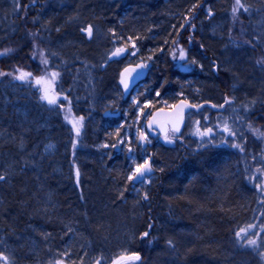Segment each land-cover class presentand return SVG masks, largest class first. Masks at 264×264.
I'll use <instances>...</instances> for the list:
<instances>
[{"label": "rangeland", "instance_id": "obj_1", "mask_svg": "<svg viewBox=\"0 0 264 264\" xmlns=\"http://www.w3.org/2000/svg\"><path fill=\"white\" fill-rule=\"evenodd\" d=\"M110 1L114 2L117 0H110ZM131 1L133 2L134 0H131ZM139 1H142V0H139ZM177 1L180 2L181 0L180 1L179 0H171V1L143 0L142 1L143 3L150 4V7L149 8L147 7L148 9H151L150 12L152 11L153 8H156V14L148 15L147 19L145 18L142 24H140L141 22H139L140 19L136 21V23L138 24L137 27H141L145 30L144 34L131 36L128 39H125L124 43H121V45H124L123 47L128 46L130 48L128 55H126L125 58L121 60L120 62L121 65L124 66L127 63H136L137 61H140V60L144 61L145 63L152 64L154 62H157L156 55L159 56L161 54H167V55L172 54L173 52L172 43L175 41V37L173 38L171 36L175 32L171 31V27H172L171 25H177L176 20L177 22H179V24H184L182 22H185V18H186L185 16L188 15V19H187L188 21L190 18V15L193 14L194 10L196 9L195 7H197V5H195L190 0L187 1L184 6L173 7L174 4L178 3ZM216 3L217 4L215 5L213 10H211V7L209 4H206L205 5L206 7L204 9L202 7L203 6V3H202V6H201L202 9H200V13L197 15V18H199L200 22L204 20V21H207L209 24L210 22L213 23L211 24L212 27H210V32H208V34H210V37H211V34L217 37L218 32L222 34L223 43H224L223 53L218 52L219 46L216 44H211L213 47L211 48L212 50L210 48L207 50L208 51L207 55L208 54L212 55V57L215 59L216 62H211L209 55L208 56L205 55V53L202 50L204 49L202 48L204 45L201 43L200 40L194 41L193 39H190V44L192 46L189 45V47L192 50L190 53H185L184 58L183 59L180 58V61L184 62V64L188 67L189 72H195V73L189 76L186 83H180L176 86L177 87L176 89L178 90L174 92V94H172L173 95L172 97H168L169 100L164 98V96L166 95L165 93L161 94V92H159L158 90H154L153 94L155 95L153 97L157 98L156 100H154L151 97V95L148 94L149 93L148 90L141 89L145 86L147 87L148 84L150 83L152 79V74H151L152 72H150V74L148 75V79L142 81L141 84L136 85L134 88L131 89V93H130L131 97L129 98V101L131 102L133 106H137V111L135 110V116L132 118L131 121H125L126 123L125 125L123 122L113 124L112 117L108 115L104 116L103 112H105L108 109H111V111L113 112L115 110V107L110 104L111 102L109 101L110 100L109 98L107 99L99 98V100H107L105 102H98L99 107H100L99 115L107 120V123H105L103 127L105 128L104 134L102 136H99V132L100 130L102 131V128L98 127L96 124L94 126L89 127L86 125V123L84 124L82 122V127L80 128L81 141L79 142V145H78L79 148H78V151L76 152V157L79 163H76V166H75L76 169L79 171V177H77L76 175L77 171L74 170L76 179L78 180L77 184L78 185L84 184L83 188L84 186H86L87 189L93 188V187H94L93 189H97L95 196L93 195L91 197L88 195L87 197V195H85L86 200H89V205L92 206V209H90V211H91V214L94 215L92 216L95 218L93 220L95 221V223L96 221L100 223H103V221H105L104 220L105 217L99 216L98 213L96 215V211L99 210V213H100V211H103L102 209H104L103 212H105V210L107 209L110 213L109 214L110 217H113L114 219L116 218L118 220L115 227L113 224L105 221L103 224V226L105 227L104 231L102 232L103 234H101L99 238L100 240H104V241L110 240L113 243L120 242L121 244H124L122 242L124 241V239L127 238L128 240H131V242L134 245L133 246L131 243V247L129 248L127 247V249L118 248L117 250H115L113 253L114 254L118 253V254L114 256L111 260L109 259L110 261H108L107 264H145L146 263V262L142 263L141 260L133 261V260L127 259L133 254H139V250L137 248L138 243L135 239V235L133 234V232L135 231V228H138L136 226V224H138V218L136 217H138L140 213V206L137 207L138 203L135 200H132L131 205H127L124 208L122 207L124 210V213L121 214V212H119L120 211L119 208L116 206L114 202H116L117 199H119L120 197H123L124 194L127 195L128 193L130 194L129 196H131V194L133 193L132 196H137L138 194H141L140 192L146 191L151 186V184L154 182L156 178V171L162 167V161H156L153 159L152 175L145 178L140 183H134L135 185L133 186L134 187L133 190L131 189L125 190L123 189V187H120V188L118 187L116 190V193L111 195L112 196L111 202L106 201L104 203L102 200V197L101 199L98 200V202H95V199H96L95 197L97 196L96 194L100 192L102 188L101 186L105 184L102 182H106L102 180L104 178L103 175L108 174L110 172V168H108V166L104 164L101 167V170L96 174L95 176L96 178L89 179V180L85 179V177H88V176H87V168H84L82 164L83 162L82 160H84L83 158L84 149L83 148L85 147L84 137L86 138V141H88L90 137H96L99 140V142L92 144L93 147L91 148L89 147L90 148L89 152L87 150V152L91 155H94L96 152L102 154L105 151L109 153L110 155L117 154L118 152L120 153L121 151L122 153H125V155L128 156L127 158L130 162L129 165L132 167L131 173H133L135 168L138 165H141L146 160V158L150 156L148 154H152L148 150V146L156 142V144H159V146H162V151H164L163 147L169 144L170 140L172 139L174 135H175L174 137H177V138H184L190 132V136L194 138L196 136L198 142L194 140L193 141L197 145L211 144L217 148L219 146L221 147V144L224 143V140L221 141V139L219 138L221 137L224 139V137L220 133H216L214 130V127L221 126L220 129H218V131L221 132L223 128H225V125L227 124L223 122L224 120L222 119H220V121L216 123L210 122L208 116L210 117V115L213 113L210 112L207 116L202 115V113L206 111H211L214 107L215 110L213 111L215 112L221 111L227 114V116H229V124L231 123V125L233 126L238 122L237 119H240L241 115L243 116L244 114H246L252 108V106L255 105L256 101H258V99L264 94V64L261 65V67H263L262 72L259 71L258 73L260 82H257V80H255L256 78L254 79L252 77V81L254 82L256 86L249 89L250 86L249 85L246 86L244 83L245 82L244 75L251 76L252 75L251 71L253 70L256 71L255 66H257V63H256L257 55H260L261 53L264 52V45L262 47V46L255 44L256 46H259V48H257L259 51H257L256 48L251 49V50L249 49L239 50L240 47L238 48V46L236 45V41H234L235 38L229 35L230 32L228 30V18H229V13H230L229 12L230 5H228V3L226 4L225 0H216ZM249 3L251 4L252 7H254L253 10H249V12L252 13L253 15L252 19L254 20V22L256 21L255 23V25L257 26L256 28L257 29L260 28L256 31L263 33L264 32V12L261 10H263L264 8V0H249ZM5 4H7L11 10L18 11L19 7H18L17 0H5L3 2H0V6L2 7V9H0L1 12ZM82 6H83L82 7L83 10L85 9V11L89 9V8H86L89 5L85 4ZM111 6H112V3H110V8ZM123 6H125V2L123 4H119L118 6H115L112 9H104L105 16L100 13L99 14L94 13L92 15L90 14L89 15L90 20L88 19L87 24L85 25L81 24V27H80L81 35H79V37L70 39V41H67V42H70V45L72 46V50L74 51L73 53H75L77 50L75 49V47H78L81 44V39L86 41L87 38L92 39L97 35L98 26H100L106 32H110V31L117 32L118 31V33L120 34L124 33L123 31L122 32L120 31L123 29L114 30L110 27V25L116 20L117 13L122 12L123 14L124 13L127 14V16L132 14L130 16L131 19L132 18L135 19L138 16H142L141 13L138 15L137 13L134 14L136 12L135 8L131 10H127V11L122 10ZM129 6H133V5L128 4L125 7L130 8ZM61 7L63 8V11H61ZM70 7H71L70 4L65 3V1H62V0H55V1L47 2L46 9L43 12L44 13L43 15L47 19H49L50 22L56 19L57 24H58V20L59 19L61 20L63 16L69 15L73 18L74 14H76L77 17L78 15H80L81 13L80 11L78 13V11H76V8L71 9ZM216 8L218 9V11ZM64 9L67 11H64ZM209 9L212 12L211 16L208 15ZM1 12H0V23L2 22ZM173 20L175 21V23H173ZM118 22H122V20L118 19ZM200 22L198 23L197 27H198L199 33L203 35L204 34L203 28L205 26H203ZM53 24H51L52 27H54ZM88 26L92 27V36L90 38L88 37L87 33L83 31V29L87 28ZM127 27L129 28V26ZM55 29L57 30L58 28L55 27ZM238 31H239L238 29L234 31V33L237 36H239ZM177 33L181 35V29ZM243 35H244V32H243ZM45 36L46 35L42 34L40 39L41 38L44 39ZM263 36L264 34L260 35V37H257V38L258 39L263 38ZM32 38L34 37L32 36ZM79 38L81 39L79 40ZM57 39H56L57 40L56 43L61 44L59 43L60 36H57ZM183 39H186V38L183 37ZM199 43H201L200 47L202 48V49L200 48V50L196 49L195 47ZM66 45L68 44L66 43ZM143 46H144V49H143ZM119 47L120 45L117 47V49ZM69 49H71V47L68 48L66 55H63L62 58H58V60L59 59L61 61L62 59L67 60L69 58L68 54H71L69 53ZM169 49L171 50L170 54H168ZM199 52H202L201 53L202 55L198 54ZM59 54H63V53H59ZM104 59L106 60V58ZM193 60L196 61V63H191V61ZM210 63L212 64L210 65ZM85 66H86L85 69L88 70L90 74H87V71H86L84 72L82 79H81V75H78L75 78V80H73L72 85L74 88H72V94L67 89H62L59 92L58 90L51 89L49 87L50 93L56 96V100H57L56 104L50 105L45 100L36 101L35 99H33V101L35 100L34 102L36 103H35V107L32 108V104L34 105L33 101H28V100L21 101L19 98H13L12 107H16L18 109V112H20V114L23 115L24 117L27 116L21 119L25 128L28 127L27 126L28 124H31L33 122L31 120L34 119V116H37L38 118H40V114L44 113L46 115V118H45V121L42 120V123L44 124L45 127H54V128L58 127L59 129L61 126H64L66 129H68L70 133H72L73 125L70 121L81 117V116H78V114L75 115V112L72 111V104H73V99L75 97L74 96L75 93L78 92L82 86L83 89H85V91L87 92L91 91V94L94 95L92 90L94 88L97 89V87L100 86L104 80L102 76L99 75V73L102 72V69L100 68V65H97V64L95 65V61L89 64L86 63ZM36 88L37 87L34 84H28L26 89L27 91L28 90L32 91L33 96L41 97V95L43 94V90H39ZM226 88L228 90L227 92H226ZM148 89L151 91L150 88ZM195 96L197 97L200 96L199 101H202V102H200L199 106L198 104H196L198 100H196L197 97L195 98ZM9 98L10 96H7L6 100L9 101ZM61 98H63L62 101H60ZM179 98H185L188 100H192L194 104L198 106V107H195L192 111H190L187 114V121H186L184 130L180 132L179 134H176L174 132H169L168 134H166L169 137L168 140L165 139L166 135L162 137L161 135H159V133H157L154 130H152L151 133H148L146 130V123H147L148 116L142 115V110L141 109L139 110L140 106L146 107L151 111L152 105L155 106V105L161 104L163 106H172V104L175 102L174 100H177ZM226 101H229V102L226 103ZM66 115L69 116L70 118L69 120L65 119ZM119 126H123V127L119 128ZM197 128L199 129L200 132H207V134L202 136V138H200V135L196 134ZM209 129H211V131H207ZM96 132H97V135H96ZM140 134L146 137V139H143L144 140L143 142H138L139 139H142L140 137ZM3 136L4 135L0 134V139L3 138ZM6 136L8 135L6 134ZM8 137L10 138V136ZM158 140L159 142L157 143ZM217 140L221 142L218 143ZM134 141L137 143H134ZM9 142L11 143V145H14L16 147L17 143L14 142V138L9 140ZM1 145L3 146H7V145L0 143V150L1 151L6 150V149H2ZM51 145L52 144L50 143L49 146L51 147ZM104 145H107V147H104ZM112 145H116V147H112ZM18 146H19L18 148L21 149V145H18ZM176 151H177V148H176ZM152 152L154 153V155L156 154V152L154 151ZM193 153L194 154L192 155L191 160L194 162L195 165L198 166V170H200L201 172L205 170H209V166H213L212 165L213 162H218V163L222 162V165H225V166H226L225 164L226 162L228 165L227 169H229L230 166H233V165L237 167V169L239 167L236 163L237 159H234L231 162L229 161L230 163H228V158L224 156V159H216L217 161H214V159L204 161L205 158H208V157H204L203 155L204 151L200 153H195V152ZM211 156L213 157V155ZM2 162L5 163L4 160ZM2 166L4 167L5 165H2ZM14 168L15 166H11L10 164V165L5 166L3 169H0V175H5L6 177L3 181H0V192L3 190L5 183L7 182L6 179L8 178V176H10L12 169ZM30 168L33 169L34 173L35 171H37L34 168V165H31ZM68 169L69 170L71 169V165L68 167ZM70 173L72 176L73 172L70 171ZM181 174L184 175L183 172ZM178 177H180V175H178ZM107 186L109 185L107 184L104 187H106V189L108 190ZM112 188L113 187H110L109 190H111ZM109 190H108V194H109ZM65 194L66 195H64L60 201L62 202V205L64 207L69 208V205L71 204V201H72L71 195L67 193ZM71 194L75 195L77 193L71 192ZM1 197L2 195L0 194V202H1ZM76 199H77V195H76ZM90 200H94L95 204L91 203L92 201L90 202ZM47 201H48L49 207L51 206L52 208L53 206V208L49 211V213L53 215L57 214L56 221H58L60 218L62 219V217L65 216V214L62 215V212H59V210L62 207L59 205H54L50 203L48 199ZM73 201L75 203L78 202V200L76 201L74 197H73ZM101 202L104 204L100 208L97 205ZM126 215H130V216H127L126 218L127 220L124 219ZM5 217H6L5 213L0 212V225L1 223L5 224V222L2 221V220H5ZM242 220L244 221L246 220V218L244 217ZM71 221L72 220L67 221V222L60 221L59 224L61 225H58V227H61L60 233L57 235V233L55 232H49L47 235H43L42 242L40 241L41 238H38L37 235L35 234L39 232L38 228L34 229L33 234L35 235L33 236L30 231L28 232L27 229L24 228V233H27V234H23L21 236L19 235L18 238L16 237L14 244L11 243L10 241L5 242V238L0 237L1 238V242H0L1 250L0 251L1 253H7V254H12V255L13 253L15 254L16 251H18L20 252V254L18 255V258L21 259L22 255L24 254L25 248H28V251L30 248L33 254H31L32 258H30L32 261L29 262L28 264H56L57 261H60L61 264H67L68 259L75 260L76 258V255L68 259L65 258V256L71 253V250L70 251H67V250L70 249L72 238H74L76 234L75 232H73L74 230L71 228L73 225L75 226L76 222H71ZM188 227L189 226L182 228L187 234L186 237L188 235H192L190 231L191 229H189ZM68 235H70L69 238H68ZM46 240L54 241L56 245L58 244L57 247L54 249L50 248V246H48L49 244L45 243ZM35 244L37 245V247L33 246ZM45 244H48V245H45ZM59 245H61L60 248H59ZM234 246H235L234 248L235 250L238 249V245L236 243ZM94 251L95 250H93V253L96 255L97 258L107 262L108 256H106L105 254L103 255L102 252L95 253ZM58 252H60L62 256H59V258H54L52 255ZM236 255H238L236 251H233V256L232 254H230L229 256L230 257L232 256L234 260L235 259L237 260L236 264L242 263V260L249 259L250 251H248V248L244 246L242 247V250H240V254H239L240 256L239 255L236 256ZM104 256H105V259L103 258ZM186 256H188L191 259V264H193V262L196 259L203 258L201 256H193V257H191V255H186ZM162 258L163 260H161ZM185 258L186 257H183V255L179 253L178 249L173 248V249L168 250V254L161 257V259H159L155 255L154 258H152L150 261L147 262V264H188L184 262ZM94 259H95L94 257H88L86 261L89 262ZM139 259H140V256H139ZM76 260L78 262H81L79 259H76ZM210 260L214 261L213 258H210ZM234 262L235 261H233V264ZM246 264H254V262L248 260ZM261 264H264V263L261 262Z\"/></svg>", "mask_w": 264, "mask_h": 264}, {"label": "bare ground", "instance_id": "obj_2", "mask_svg": "<svg viewBox=\"0 0 264 264\" xmlns=\"http://www.w3.org/2000/svg\"><path fill=\"white\" fill-rule=\"evenodd\" d=\"M3 1L5 0H0V2H3ZM31 1L32 3L27 8L28 11L30 10L29 13L31 15V19H33V21L41 27L39 33L41 34L42 32H44L46 36L44 37V39L41 38L40 40H36L32 38V36L30 35L28 36L25 35L23 36V40H22L20 34L16 33L13 30H10V27L12 26V22H14L12 20L13 10H11L10 7L7 4H5L4 5L5 7L3 6L2 12L0 11L1 17H2V22L0 23V41L3 42V44L0 46V49L2 50L8 49V47L10 46L9 42L12 43V45L16 48L17 57L20 55V57L24 58L25 60L29 59L28 61L32 64V67L36 72H39V73L44 72L48 74L50 71V73L52 72L59 73V76L56 79H60L61 83H63V86H65L64 89H67L71 94H72V88H74L72 85L73 80H75V78L78 75H81V79H82L84 72L86 71H87V74H90V72L85 69L86 68L85 64L86 63L89 64L95 61V65L96 64L100 65V68L102 69V72H100L99 75H101L104 80L102 84L97 87V89L94 88L92 90L94 95L91 94V91L89 92L85 91V89H83V87L81 86L80 90L76 92L74 95L75 97L73 99L74 103L72 104V111L75 112V115L78 114V116L83 117L84 118L83 123L84 124L86 123L87 126L91 127L96 124L98 127H101L102 131L100 130L99 136H102L104 134L105 128L103 127L105 123H107V120L99 115L100 107L98 103V102H105L107 100H99V98H102V99L109 98L110 99L109 101L111 102L110 104L113 105L116 109V112H118V116H113L112 114H109V111L111 109H108L105 112H103L104 116L108 115L112 117L113 124H117L119 122L131 121L132 118L135 116V110L137 111V106H133L131 104V102L125 97L124 93L122 92L120 88V75L124 67L127 64H125L124 66L121 65L120 64L121 61H116V60L111 59L110 55L114 48H117L119 45H121V43L125 42V39H128L129 37L134 36V35L144 34L145 30L143 28L136 27L137 23L135 22V19H138V20L140 19L139 22H141L140 24H142L143 20L145 18L147 19L148 15L156 14V8H153L152 11L150 12L151 9H148L150 7V4L143 3L142 2L143 0L142 1L134 0L137 4L134 1L132 2L131 0H124V1L117 0L114 2H111L110 0H62V1H65V3L70 4L71 9L76 8V11H78V13L80 11L81 13L80 15H78V17L76 16V14H74L73 18L69 15L63 16L61 20L60 19L58 20V24H57L56 19L50 22V20L47 19L43 15L44 14L43 12L46 9L47 2H51L55 0H31ZM167 1H171V0H167ZM187 1L189 0H181L180 2L177 1L178 3L174 4L173 7L184 6ZM190 1H192L195 5H197V7H195L196 9L193 8L195 9L193 14L190 15V18L188 21H187L188 15L185 16L186 17L185 22H182L184 24H179V22H177L176 20L177 25H171L172 26L171 31L176 33L180 29H182L183 26H186L185 23L194 22L191 28V31L193 32L194 35L190 36V39H193L194 41H197L195 39H200L201 43L204 45L203 50H206V51H203L205 54L209 48L210 49L213 48L211 44L218 45L219 46L218 52L223 53L224 43H223L222 34L218 32L217 37L212 34L210 37V34H208V32H210V27H212L211 24L213 23L210 22L209 24L207 21H204V20L200 22L199 18H197V15L200 13V9H202V7L205 9L206 4H209L211 7V10H213L215 5L217 4L216 0H190ZM225 1L226 3L232 2L231 0H225ZM18 2L20 3V0H17V3ZM124 2H125V6L128 4L133 5V6H129L130 8L123 6L122 10L127 11V10H131L135 8L136 12L134 14L137 13L138 15L141 13L142 16H138L137 18L133 19L134 21L131 22L130 20L132 19H129V17L127 18V14L124 13L120 15L122 16V18L121 19L119 18V19L122 20V22L114 21L110 25V27L114 30L123 29V30H120L121 32L122 31L124 32L121 34L118 33V31L117 32H112V31L106 32L104 29L98 26L97 28L98 33L94 38L92 39L87 38L86 41L79 38V40L81 39V44L78 47H75V49L77 50L75 53H73L74 51L72 50V46L70 45V42H67V41H70V39L79 37V35H81L80 34L81 24L82 25L87 24L88 19L90 20L89 15L90 14L92 15L94 13H98V14L100 13L105 16L104 9H112L115 6H118L119 4H123ZM202 2H203V6H202ZM110 3H112L111 8H110ZM85 4L89 5L88 7H86V8H89L87 11H85V9L83 10L82 8L83 7L82 5H85ZM0 9H2L1 6H0ZM61 11H63L62 7H61ZM64 11H67V10L64 9ZM239 18L241 20L242 26L245 25L243 28L244 29L243 38L240 42L236 44L238 48L240 47L239 50L241 49L251 50L254 48L257 49L259 48V46L263 47L264 37L259 38V39L257 37H260V35H263L264 32L260 33L256 31L260 28L258 29L256 28L257 27L255 25L256 21L254 22V20L252 19L253 18L252 13L250 12L248 14L241 13V17ZM199 22L203 26H205L203 28L204 29L203 35L199 33V30L197 27ZM173 23H175L174 20H173ZM51 24H53L54 27H52ZM229 25L230 24L228 21V29H229ZM127 26H129V28ZM55 27L58 29L56 30ZM13 34L15 36H13L12 38L11 35ZM10 36H11L10 38L11 40L8 39V37ZM57 36H60L59 43L61 44L56 43V41L58 40ZM7 41L9 42L7 43ZM33 41H35L38 44L37 56L35 58H33L31 55L33 51ZM247 41H251V44L246 43ZM66 43L68 45H66ZM255 44L259 46H256ZM67 46L68 48L71 47V49H69V53L71 54L73 53V54L72 55L68 54L69 58L66 56L68 58L67 60H64V59H62V61L60 59L58 60V58H62L63 55H66L68 51ZM143 49H144V46H143ZM39 50L44 51V55L48 60V63L46 65L41 63V58L39 56ZM257 51L259 50L257 49ZM59 53H63V54H59ZM201 53L202 52H199L198 54L202 55ZM261 57H264V52L261 53L260 55H257V61ZM104 58H106V60ZM173 63H174L173 64L174 67L170 71L168 70L167 74H164L162 78L160 77L152 78L148 86L147 87L145 86L142 88V90H145V89L148 90L149 91L148 94L151 95V97L154 100L157 99L153 97L155 95L153 94L154 90H158L159 92L162 91V93L166 94L164 98L169 100L168 97H172L173 96L172 94H174V92L178 90L176 89L177 88L176 86L180 83H186L187 79L189 78L188 75H191L187 72L185 73L184 69L182 70V67H180L179 61L174 60ZM154 64L155 63L151 64L153 65L151 67L152 68L151 72L154 71L156 68V65ZM175 64L179 66L175 67ZM211 64L212 63H210V65ZM261 65L262 64L257 63V66H255L256 67L255 69L257 72L254 70L251 71L252 73L251 76H248V75L247 76L244 75L245 77L243 76L245 85L250 86L249 89L256 86L254 82L252 81V77L254 79L256 78L255 80H257V82H260L258 73L259 71L262 72L263 70V67H261ZM170 72L172 73V76L174 77L173 80L175 79L176 81L175 85L170 80V77H169ZM194 73L195 72H193V74ZM160 84L164 86V87L161 86L163 90H161V88L157 86V85L160 86ZM148 88H150L151 91ZM32 93H33L32 91H29V90L27 91V89L25 90L23 88H20L16 83L8 82L7 84L4 82H0V134L4 135L3 138L0 139V143L4 145H7L9 143V137L6 136L7 134L6 129L8 125L11 124L10 127L14 126L16 128L23 129L25 131V132L23 131L25 138H30L32 146L34 148L36 147L35 149H33V147L30 148V150H28L27 152L25 151V149H20L19 151H11V150L1 151L0 150V169H3L5 166L11 164V166H15V168L12 169V172L10 176H8L6 181H16V183H20L24 179H26L29 184H32V185L34 184L38 188L41 187L40 183L46 182V181L48 182L54 181L55 183H58V184L64 183V181L67 183V180L72 178L68 167L70 166L71 161L77 160L76 155L72 154L74 150V146H73L74 137L77 133L74 128H73L72 133H70L68 129H66L64 126H61L59 129L58 127L57 128L45 127L44 124L42 123V120L45 121V118H46V115L44 113L40 114V118H38L37 116H34V119L31 120L33 122L31 124H28L27 125L28 127L25 128L21 119L27 116L24 117L23 115L20 114V112H18V109L16 107H12V100L13 98H19L21 101H24V100L33 101L35 97L32 95ZM7 96H10L9 101L6 100ZM196 97L197 96H195V98ZM261 97L263 98L264 94ZM261 97L258 99V101H256L255 105L260 102ZM199 99H200V96L196 98V100H198V102L196 103L198 104V106L200 105V102H202V101H199ZM35 103L36 102H34V105L32 104V108L35 107ZM255 105H253L252 108ZM160 106L161 105L159 104L155 106L152 105L151 111L146 107L140 106L139 110L140 109L142 110V115H149L153 111L157 110V108H159ZM224 116L225 115L223 113L216 112V115L211 114L210 117L208 116V118L210 122L216 123L218 122L219 119H222V117ZM243 116L241 115L240 119H237L238 125L242 123ZM255 129H259L262 132V130L258 127ZM96 135H97V132H96ZM252 135L254 138H252L251 143L249 144L250 146L249 152L252 155H254V150L261 148V153H260L261 155L264 150V140L262 139L263 137L258 136L255 133H253ZM219 139H221V141L224 140L221 137ZM183 140L188 146V154L181 155L178 153V150L177 151L175 150L172 154H169V155L167 154L165 159L162 160V166H164L165 169L171 168V171H169L168 175L166 177L165 176L163 177V188L165 191L172 192L173 190H172V187H170V184H174L175 182L178 183L180 181L179 179H182L183 177H187L188 181L194 180L193 181L194 184L196 182L205 183L203 173L200 170H198V166L195 165L194 162L191 160V157L194 154L193 152L200 153L204 151L203 153L204 157H208L205 159L203 158L204 161H207L210 159H223L224 156L226 155L231 161L234 159H237V162H236L237 165L242 166L239 155H237L236 152L233 150L232 143H226L224 145L225 147L219 146L218 148L211 144L197 145L193 141V139L190 137V132L183 138ZM240 140L243 146H245L250 141V138L241 136ZM217 141L218 143L221 142L219 140ZM97 142H99V140L96 137H90L88 141H86V138L84 137L85 147L83 148L84 149L83 151L84 160H82L83 161L82 164L84 168H87L88 177H85V179L87 180L96 178L95 177L96 174L101 170V167L104 164H106L108 168L116 171L117 173L118 171H122V169L119 167V165L121 164L120 160L113 162L112 155H110L106 151L103 152L102 154L96 152L94 155H91L88 153L89 149L93 147L92 144L97 143ZM138 142H140V140H138ZM50 143L52 144L51 147L49 146ZM134 143H137V142L134 141ZM254 145L256 146L255 148L253 147ZM118 154L122 155L121 160H124V159L127 160L128 171H126V176L124 177L117 175V174L111 175L109 173L103 175L104 178L102 180L106 182L101 181L102 183H105V184L103 185L101 184L102 186L100 185L102 187L100 192H104V188L106 189V187L104 186L108 184L109 188L113 187L111 190H109L108 188L109 190L108 195L110 198H112L111 196L112 194L116 193V190L119 185L125 188L126 190L127 189L133 190L134 188L133 186L135 185L134 183H140L138 181L135 182L133 180L128 179V177L132 175L131 173L132 167L129 165L130 162L127 158L128 156H126L125 153H122V151L120 153L118 152ZM72 155L74 157H72ZM211 155H213V157ZM37 157L45 159L48 162V166L43 165V172L36 173V174L33 173L34 175H28L26 177H23L20 175L15 176L16 174L21 173L26 167L28 166L31 167V165H33L34 162H36V159H38ZM70 158H72V160H70ZM3 160L5 161V163L2 162ZM173 164L176 165V167H178L176 173H175V168L171 166ZM2 165H5V166L3 167ZM160 171H162V168L156 171V178L154 182L151 184V186L146 191L140 192L141 194H138V195L136 194L137 196H132L133 195L132 193L130 197L124 194L123 197H120L119 199H117L116 202H114L116 206L123 204V202L126 199H132L138 203L137 207H139V205L141 204V201H140L141 196H144L145 193L148 194V192L154 187L155 182L160 177L159 175ZM182 172L184 173V175L181 174ZM178 175H180V177H178ZM208 182H210V180H208ZM67 185L69 189L70 185L69 184ZM93 188L88 189L89 190L88 195L91 197L97 191V189H93ZM108 190L106 189L107 192ZM251 201L252 202L249 205V208L247 211V214L249 216L255 213L258 209V204H257L256 199L251 200ZM61 207L64 208V206H61ZM7 209H8V206H6L5 201L1 198L0 212L2 213L4 212L6 217H5V220H2L3 222H5V224L1 223L0 225V237H4L5 242L10 241L11 243L14 244L16 237L18 238L19 235L21 236L27 233H24L23 227H20V226L18 227L19 224L15 222L16 219L15 218L12 219L11 216H9ZM140 211H141V207H140ZM49 215L48 213L43 214L41 218L39 219L37 226L41 224H44L46 226L51 224L50 226H53L52 218L56 215H51V216ZM127 216H130V215H126L125 219L127 218ZM244 217L247 218L246 215H244L243 218ZM71 219H73V217L67 215V221H70ZM195 221H196L195 218H193L191 220V223L185 221L183 223H180L177 226L172 227L171 230L176 231V236L171 237L168 235V233H166L168 235L166 237L168 238L166 241L167 242L166 244L156 241V237H153L152 239H150L149 246L152 249L156 250L155 255L159 259H161V257L167 254L168 249L177 248L180 250V247L178 246V242L176 241V238H180L182 237V235L186 236L187 235L186 232L184 230H181L182 227H186L188 226V224L192 226L193 224H195ZM104 222L105 221H103V223H100L96 221V226L92 225L91 227H85L83 230L78 229V227L80 226L77 227L76 224L75 226L73 225L71 227L74 230L73 232H75L76 234H75V237L72 238L70 249L67 250V251L71 250V253L65 256V258L68 259L75 255H76V258L75 260L68 259L67 264H107L108 261H110L114 256L118 254V253H115V254L113 253L115 250H117L118 248L127 249V247L128 248L131 247L132 242L131 240H128L127 238L124 239V241L122 242L124 244H121L120 242L113 243L110 240H106V241L100 240L99 237L101 234H103L102 232L104 231V228H105L103 226ZM107 222L114 225L117 221L115 222L114 220H111L110 222L109 221ZM180 226L182 227L180 228ZM188 228L191 229L190 231H192L191 227H188ZM51 230L52 229L48 227L43 228L42 230L40 229V231L37 232L36 235L38 238H41L40 241L42 242L43 235H47ZM165 231H167V229H165ZM52 232H55L58 235L60 233V230L52 231ZM195 235L196 234L193 233L189 239L193 240L195 238ZM69 237L70 235H68V238ZM169 241H171V244H169ZM0 242H1V238H0ZM45 243H48L49 245L48 244H45V245L50 246V248L52 249L56 248L58 245V244L56 245L54 241H50V240H46ZM155 245H157V248L155 247ZM33 246L37 247L36 244ZM60 246L61 245H59V248ZM137 248L140 251L138 246ZM93 250H95L94 251L95 253L102 252L103 255L105 254L106 256H108L107 262L97 258L96 255L93 253ZM19 254L20 252L18 251H16L15 254L13 253L14 258L11 260L10 264H28L29 262L32 261L30 258H32L31 254L33 253L31 252L30 248H29V251H28V248H25L24 254L22 255L21 259L18 258ZM52 256L54 258H59V256H62V254L58 252ZM88 257H94L95 259L87 262L86 260L88 259ZM103 258L105 259V256ZM76 259H79L82 263L78 262ZM207 259L211 263L209 256H207ZM161 260H163V258ZM248 260L254 262V264H261L259 257L255 254L251 255L249 259L242 260V263H238V264H246ZM236 261L234 262V264H236Z\"/></svg>", "mask_w": 264, "mask_h": 264}, {"label": "trees", "instance_id": "obj_3", "mask_svg": "<svg viewBox=\"0 0 264 264\" xmlns=\"http://www.w3.org/2000/svg\"><path fill=\"white\" fill-rule=\"evenodd\" d=\"M232 2H227L229 7V32L230 36L235 38L234 41H236V44L240 42L243 38V32H244V26L241 24V20L239 17H241V13L248 14V12H243L241 10L237 15L238 19L233 20L231 9L234 6L235 0H231ZM226 2V1H225ZM32 3L31 0H20V3L18 2L19 8L18 11H13L12 15V26L10 27V30L15 31L16 33L21 35V38L23 40V36H28L29 33H36L35 36H33L36 40H40L41 35H46L44 32L41 34L40 32V26L31 19V15L28 11V6ZM136 3V2H135ZM203 3V2H202ZM226 3V4H227ZM242 3L249 8V10H253L254 7L251 6L249 3V0H242ZM137 4V3H136ZM264 12L263 10H261ZM122 12L117 13L116 15V22H118V19L122 18ZM127 16V18L131 16ZM6 16V15H5ZM7 17V16H6ZM138 19H135V22ZM130 21H134L133 18ZM186 26H183L181 29V35H179L177 32L174 33L171 37H175V41L173 44V52L171 55L167 54H161L156 55L157 56V62H154L156 65V68L154 71H152V78H162L164 74H167L168 70L170 71L173 66V61H179L180 67H182V70L184 69V72L193 74V72H189L184 66V62L180 61V51L183 49L184 53H190L192 46L190 44V36H193V32L191 31L193 23H185ZM138 26V24H137ZM136 26V27H137ZM238 29L239 36H237L234 31ZM15 33V34H16ZM12 38L15 36L14 34L11 35ZM8 37V39L11 38ZM185 37L186 39H183ZM264 37V36H263ZM11 40V39H10ZM200 40V39H195ZM9 41H7L8 43ZM22 42V41H21ZM3 44L2 41H0V46ZM9 48L14 49L15 51L8 53L6 55H0V71L3 72H11L14 75H18L19 71L28 72L31 73L32 76L28 78L27 81H20L13 79V76H2L0 77V82L7 83L12 82L16 83L20 88H23L26 90L28 84H34L39 90H43L45 87H50L51 89H56L59 92L65 88L63 86V83H61L60 79H55L52 81L51 85L49 86L46 83L43 84H37L36 79L40 77H44L45 80H51L50 71L48 74L44 72H36L32 64L25 60L24 58H21L20 55L17 57L16 54V48L12 45V43L9 42ZM196 49L200 50V43L195 46ZM204 48V46L202 47ZM201 48V49H202ZM203 50V49H202ZM206 51V50H203ZM0 52H3L2 49H0ZM171 50L169 49L168 54H170ZM208 51L205 55H207ZM209 55V54H208ZM207 55V56H208ZM169 56V57H168ZM172 57V58H171ZM170 58V59H169ZM209 58L211 62H216L215 59L212 57V55H209ZM182 63V64H181ZM182 65V66H181ZM153 66V65H152ZM179 66L175 64V67ZM152 70V68H151ZM224 75V74H222ZM190 76V75H188ZM37 77V78H36ZM170 80L174 85L176 84L175 79L173 80L172 73L169 74ZM148 79V77L146 78ZM145 79V80H146ZM229 81V80H228ZM170 82V81H169ZM159 88L162 89V84L157 85ZM162 86V87H161ZM226 88V92H227ZM162 93V91H161ZM33 95V93H32ZM36 101H40V97L34 96ZM62 101V100H60ZM74 103V101H73ZM262 108V109H261ZM214 107L211 111H206L202 113V115L207 116L210 112L216 115V112ZM221 112V111H220ZM217 112V113H220ZM223 113L225 116L222 117L223 122H225L228 126L229 124V116L227 114ZM220 121V119L218 120ZM238 123V122H237ZM231 125L229 124L228 128L230 131H225V128L220 132L218 129H220L221 126L214 127V130L216 133H220L224 137V143L221 145V147H225L224 145L226 143H232L233 145L239 144L243 151L240 150V148L233 147V150L236 152L237 155H239V158L241 160V165L238 169L237 167L230 166L229 169H227L228 165L225 162V165H222L218 162H213V166H209V170L203 171L204 175V181L203 182H196L194 184L193 181H188L187 177H183L182 179H179L180 181L174 184H170V187H172V192L165 191L163 188V177L167 176L169 171H171V168L165 169L164 166H162V171H160L159 175L160 177L155 182L154 187L148 192L147 199H144V196H141L140 201L141 204L139 205L141 207V211L138 215V224L136 226L138 228H135V231L133 234L135 235V239L138 243V247L140 249L139 256L142 263L150 261L155 256V251L149 246V240L153 237H156V241H159L161 243H167L166 238L169 236H176V231L171 230L172 227L179 225L180 223H183L185 221L190 222L193 219V216L195 218V224L189 227L192 228V234L195 233V238L193 240H190L189 238L192 235H188V237L182 235L180 238H176V241L178 242V246L180 247L179 253L183 255V257H186L184 259L185 263L191 264V259L186 255L193 256H201L202 259H196L193 264H233V261H236V259H233V251H236V253L239 255L240 250H242V247L246 246L248 248V251H250V256L255 254L259 257L260 261L264 263V256L261 255V253H264V150L263 153H261V148L254 150V155H252L249 152V144L251 143V140L253 137V131L249 128V124L252 125V128H260L262 132H264V97H261V100L258 104H256L252 109H250L246 114L243 116L242 123L240 125L238 124ZM11 124L8 125L6 129V133L8 136H10L9 140L14 138V142H16V147L14 145H11L9 142L7 146L1 145L2 149L11 150V151H19L18 145H21V149H25L27 152L32 148V143L30 141V138H25L23 129H19L14 127H10ZM243 129V130H242ZM25 132V131H24ZM214 133V132H213ZM232 133H235V135H232ZM175 136V135H174ZM172 137L169 144H167L164 148V151H162V147L159 146V144H156L154 142L152 145L148 146V150L152 153L153 159L156 161H162L165 159L166 155L172 154L176 148L178 150V153L181 155L188 154V146H186L185 141L183 138H177ZM212 136V135H210ZM209 136V137H210ZM249 137L250 141L243 146L240 137ZM194 141H197V138L195 136H190ZM264 140V136H262ZM202 138V136H200ZM199 139V138H198ZM81 141V134L75 135L74 137V150L72 152L73 155H76V152L78 151V145ZM159 140L157 141V143ZM198 142V141H197ZM201 144V143H200ZM203 145V144H201ZM256 147L255 145L253 146ZM36 148V147H35ZM33 147V149H35ZM174 149V150H173ZM156 152L154 153L152 152ZM228 151V150H227ZM230 154V153H229ZM72 155V157H74ZM226 156V155H225ZM122 155L121 154H113L112 155V161L116 162L119 161L121 164L119 167L122 169V171H118V173L114 170L110 169L109 174L111 175H120L122 177L126 176V171H128L127 167V160H121ZM238 157V156H237ZM36 159V162H34V168L37 170L36 173L43 172V165L48 166V162L45 159L39 158ZM226 158H228L226 156ZM224 159V158H223ZM72 160V158H70ZM214 161H217L214 159ZM231 160L228 158V163H230ZM76 163H79L78 160L71 161V169L72 171V178L67 180V183L64 181V183L58 184L54 181L52 182H42L41 187L38 188L34 184H29L26 179H24L20 183H16V181H7L5 184L3 190L1 191L2 199L5 201L6 206H8V213L11 218H15L19 225L18 227L26 228L27 231L32 233V236L35 235L34 229L38 228L42 230L43 228H51L52 231H59L61 227H58L60 221L66 222L67 221V215L72 216L73 219H71V222H76V226L78 229H84L85 227H91L96 226L95 221H93L95 218L94 215L91 214L90 209H92V206L89 205V200H86L85 195L88 197L89 190L87 189L84 184H77V179L75 175L76 169ZM218 163V164H216ZM231 165V164H229ZM175 168V173L178 169L176 165H171ZM160 168V169H161ZM236 168V169H235ZM159 169V170H160ZM34 171L30 166L26 167L21 173L16 174L15 176H23L26 177L28 175H34ZM121 180V178H120ZM210 180V182H208ZM110 183V182H109ZM69 184V189L68 185ZM113 184V183H111ZM122 187V186H118ZM109 188V186H107ZM7 189V190H6ZM87 189V190H86ZM125 189V188H123ZM126 190V189H125ZM71 195V204L68 207H64L59 210V212H62L65 214L62 219L60 218L58 221H56V216L52 218V224L53 226L49 225H38L39 219L43 214H50L49 211L53 208L51 206L49 207L48 201L54 205L63 206L62 202L60 201L65 193ZM77 193L75 195L71 194ZM174 193V194H173ZM36 195V196H34ZM73 195V196H72ZM77 195V199H76ZM95 202H98L99 199H101L105 203L106 201L111 202V198L108 195V192L104 188V192H99L96 194ZM95 196V194H94ZM129 196V194H127ZM34 197V198H33ZM45 197V198H44ZM74 199L78 202L75 203L73 201ZM130 197V196H129ZM164 197V198H163ZM114 199V198H113ZM256 199L258 204V209L255 213L251 214L250 216L247 214L249 205L251 204V200ZM40 200V201H39ZM92 201V202H91ZM91 203L95 204L94 200H90ZM75 203V204H74ZM104 203H99L97 206L101 208V206ZM132 204V199H127L123 204H120L117 206L119 208V212L124 213L123 208L127 205ZM19 207V208H18ZM123 207V208H122ZM76 208V210H75ZM104 211V209H102ZM197 210V211H196ZM79 216H78V212ZM99 210L96 211L99 214V216L105 217V221H111L114 220L115 222L118 220L113 217H110L109 211L106 209L105 212ZM75 213V214H73ZM83 213V214H82ZM86 214V215H84ZM53 214H50L51 216ZM57 215V214H56ZM93 215V216H92ZM246 215V220H242L243 216ZM192 216V217H191ZM66 217V218H65ZM93 219H92V218ZM76 219V220H74ZM125 219V218H124ZM127 220V219H125ZM116 222V223H117ZM116 223L114 224V227L116 226ZM252 227H249V226ZM151 226V227H149ZM42 227V228H41ZM182 226H180L181 228ZM185 228V227H182ZM167 229V231H165ZM241 229H246L245 233H242V237L245 239H255L257 240L256 246H247L243 243V239H240L236 236V233L239 232ZM183 230V229H181ZM144 232H148V236L144 237L142 234ZM173 232V233H172ZM178 232V231H177ZM168 233V235L166 234ZM235 243L238 245V249L235 248ZM242 246V247H240ZM157 248V245H155ZM168 249V248H167ZM177 249V248H174ZM170 250V249H168ZM167 250V254H168ZM1 253V251H0ZM5 256H9V262L14 258L12 254L3 253ZM232 254L230 257L229 255ZM236 255V256H238ZM207 256L210 258H213L214 261H211V263L208 261ZM240 256V255H239ZM226 258V259H225ZM0 264H4L2 260H0Z\"/></svg>", "mask_w": 264, "mask_h": 264}, {"label": "snow or ice", "instance_id": "obj_4", "mask_svg": "<svg viewBox=\"0 0 264 264\" xmlns=\"http://www.w3.org/2000/svg\"><path fill=\"white\" fill-rule=\"evenodd\" d=\"M19 7V5H18ZM243 10V12H248L249 11V8L246 7L243 3H242V0H235V3H234V6L232 7L231 9V13H232V18L233 20H237L238 19V13ZM208 15L211 16L212 15V12L211 10L209 9L208 11ZM84 32L87 33L88 37L90 38L92 36V27L91 26H88L87 28L83 29ZM29 35L31 36H35L36 33H29ZM246 43H249L251 44V41H247ZM37 49H38V44L33 41V51L31 53L32 57L35 58L37 56ZM15 51L14 49H5L3 50V52H0V55H6L8 53H11ZM124 49H116V51L112 54V55H119L121 52H123ZM39 56L41 58V63L43 64H47L48 63V60L47 58L45 57L44 55V51L43 50H39ZM185 56V53L183 51V49H181L180 51V58L183 59ZM191 63H196V61H191ZM258 64H264V57H261L258 61H257ZM19 71V74L18 75H14L13 73L11 72H3V71H0V77L2 76H13V79L15 80H20V81H27L29 77L32 76L31 73H28V72H23V71H20V70H17ZM127 72V70H125ZM50 76H51V80H45L44 77H40V78H37L36 79V83L37 84H43V83H46L48 84L49 86L51 85L52 81H54L58 76H59V73L57 72H52L50 73ZM122 83H125V87H127V83L124 79H122L121 81ZM41 100H45L47 101L48 104L50 105H53V104H56L57 100H56V96L51 94L50 93V90H49V87H45L43 89V94L41 95L40 97ZM229 101H226V103H228ZM193 107H198L196 105H194ZM222 107V105H221ZM65 119L66 120H69V116L66 115L65 116ZM83 117H80L78 119H73L71 120L70 122L72 123L73 125V128L75 129L77 135L80 134V128L82 127V122H83ZM198 123V122H197ZM249 128L253 131V133H255L256 135L258 136H264V132H261L259 129H255V128H252V125L249 124ZM174 131H179L178 128H175ZM207 131H211V129L207 130ZM225 131H230V129L227 127V125H225ZM196 134L197 135H200V136H204L207 134V132H200L199 129L197 128L196 130ZM232 135H235V133H232ZM142 139H146V137H144L143 135L141 136ZM165 139L168 140L169 137L166 135L165 136ZM75 146V145H74ZM104 147H107V145H104ZM112 147H116V145H112ZM233 147H236V148H240L241 151H243V149L241 148V146L239 144H235L233 145ZM152 171V168H151V165L149 164V162L147 160L144 161V163L142 165H138L134 172L132 173L131 176L128 177L129 180H134V179H137V178H140V177H145L146 173H150ZM76 175L77 177H79V171L77 170L76 172ZM5 175H0V181H3L5 179ZM78 182V180H77ZM122 195V193H121ZM144 199H147L148 196H147V193L144 194ZM151 227V226H149ZM249 227H252L251 225ZM246 232V229H241L239 232L236 233V236L240 239H243V243L247 246H256L257 245V240L255 239H245L242 237V233H245ZM144 237H147L148 236V232H144L142 234ZM169 244H171V241H169ZM262 256H264V253H261ZM127 259L129 260H139V256L138 254H133L132 256L128 257ZM0 260H2L4 262V264H10L9 262V258L8 256H5L3 253H0ZM56 264H61L60 261H57Z\"/></svg>", "mask_w": 264, "mask_h": 264}, {"label": "water", "instance_id": "obj_5", "mask_svg": "<svg viewBox=\"0 0 264 264\" xmlns=\"http://www.w3.org/2000/svg\"><path fill=\"white\" fill-rule=\"evenodd\" d=\"M124 53L125 52L123 51L116 56L119 57ZM126 70L127 81L130 85H132L146 75L147 67L144 66L143 62H139L135 65H128L126 67ZM190 107L191 104H189L185 100H179L171 109H157L152 113L148 122V127L150 128L151 126H153L159 129L161 132L165 133L168 127L167 123H169L171 128H178L180 130L185 120V112L188 111ZM150 174L151 172L146 173L145 176H148ZM143 178L144 177H140L134 179L133 181L137 182L143 180Z\"/></svg>", "mask_w": 264, "mask_h": 264}, {"label": "flooded vegetation", "instance_id": "obj_6", "mask_svg": "<svg viewBox=\"0 0 264 264\" xmlns=\"http://www.w3.org/2000/svg\"><path fill=\"white\" fill-rule=\"evenodd\" d=\"M116 61H120V60H116ZM123 73V72H122ZM124 80H125V77H124ZM123 85H124V89H125V83H123ZM115 113V115H117L118 114V112H114ZM120 114V113H119Z\"/></svg>", "mask_w": 264, "mask_h": 264}]
</instances>
